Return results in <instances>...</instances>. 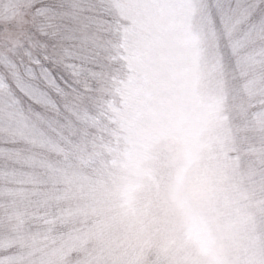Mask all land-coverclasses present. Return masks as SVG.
I'll return each mask as SVG.
<instances>
[{
  "label": "rangeland",
  "instance_id": "obj_1",
  "mask_svg": "<svg viewBox=\"0 0 264 264\" xmlns=\"http://www.w3.org/2000/svg\"><path fill=\"white\" fill-rule=\"evenodd\" d=\"M114 4L118 19L89 13L107 51L88 65L76 149L41 146L0 117V147L15 143L22 157L0 155V171L27 181H0V246L18 231L17 247L44 264H147L153 249L156 264H264V89L244 87L237 67L264 60V20L226 57L187 0ZM255 68L258 76L264 65ZM164 174L172 179L161 203ZM5 188L24 190L12 221ZM157 213L173 228L145 227Z\"/></svg>",
  "mask_w": 264,
  "mask_h": 264
},
{
  "label": "snow or ice",
  "instance_id": "obj_2",
  "mask_svg": "<svg viewBox=\"0 0 264 264\" xmlns=\"http://www.w3.org/2000/svg\"><path fill=\"white\" fill-rule=\"evenodd\" d=\"M114 0H7L0 7V117L15 122L28 135L38 138L41 146L74 150L81 138V113L87 102L91 69L88 65L98 53L106 52L94 30L98 23L90 15L100 8L117 16ZM193 21L211 25L219 33L218 43L226 57L252 35L249 26L264 20V0H187ZM237 26L239 30L236 31ZM235 32V35L233 33ZM227 34V38H225ZM259 55L264 56V49ZM264 60L254 56L237 60L244 87L264 89ZM0 155L11 163L22 157L18 146L0 147ZM16 168L0 171L5 185L26 183ZM12 197L3 214L12 221L17 197L23 189L5 188ZM18 229V225H13ZM24 248L17 231L12 240L0 246V264H44Z\"/></svg>",
  "mask_w": 264,
  "mask_h": 264
},
{
  "label": "clouds",
  "instance_id": "obj_3",
  "mask_svg": "<svg viewBox=\"0 0 264 264\" xmlns=\"http://www.w3.org/2000/svg\"><path fill=\"white\" fill-rule=\"evenodd\" d=\"M171 176L168 174H164L160 178V187L157 193V198L159 202L163 203L166 199L169 198V186L171 183ZM152 233L154 234H162L173 228V224L169 223L164 217L162 213H157V219L153 221H149L147 225H145ZM177 231H176V239L177 242H179L180 239V231H179V223L175 225ZM164 241L160 242V247L165 246ZM147 255V264H156L157 262V251L156 249H153L150 252L146 253Z\"/></svg>",
  "mask_w": 264,
  "mask_h": 264
}]
</instances>
